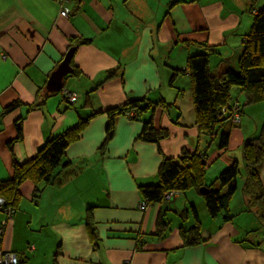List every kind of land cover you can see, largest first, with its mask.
<instances>
[{
  "label": "crops",
  "instance_id": "1",
  "mask_svg": "<svg viewBox=\"0 0 264 264\" xmlns=\"http://www.w3.org/2000/svg\"><path fill=\"white\" fill-rule=\"evenodd\" d=\"M65 6L70 9L68 18L59 15L54 0H0V182L11 178L14 161L32 159L78 118L130 100L173 103L155 116V126L167 128L169 136L158 144L137 140L142 121L119 116L101 155L107 117L99 114L90 119L79 140L66 149L63 161L68 165L51 184L40 185L35 199L34 186L21 184L18 208L0 235V252L17 254V264H264V226L253 212H243V177L237 179L229 205L236 216L228 222L223 214L209 217L201 195L192 191L164 201L165 209L163 203L138 208L143 201L138 186L157 182L164 157H177L183 148L193 151L197 145L199 151L208 144L210 149L209 142L218 135L197 131L188 78L177 76L169 84L173 71L184 69L187 57L200 52L181 42L216 46L218 55L209 59V63L221 60L216 72L229 62L237 67L243 36L252 24L247 1L70 0ZM74 37L89 43L73 44ZM70 44L76 46L71 60L82 75L65 76L64 88L49 92L48 79ZM110 70L117 73L105 81ZM178 89L182 96H177ZM65 93L77 99L69 103ZM237 94L234 101L244 105L243 94ZM15 102L12 111L1 115ZM242 115L231 131L227 151L218 154L213 149L208 154L206 185L241 158L243 142L264 124V103L242 108ZM20 118L22 139L15 141ZM259 176L264 189V157ZM191 206L204 241L180 248L178 214ZM90 207L96 247L85 227ZM160 212L170 224L159 240L153 234ZM5 218L0 211V222ZM183 225H192L190 214Z\"/></svg>",
  "mask_w": 264,
  "mask_h": 264
},
{
  "label": "trees",
  "instance_id": "2",
  "mask_svg": "<svg viewBox=\"0 0 264 264\" xmlns=\"http://www.w3.org/2000/svg\"><path fill=\"white\" fill-rule=\"evenodd\" d=\"M246 1L248 10L253 17L248 33L243 36L242 51L237 61V67H226L215 74L211 70L209 59L213 55H218L217 47L208 43L182 41L181 45L184 47H193L200 52L189 55L184 69L174 70L169 82L172 86L177 76L188 78L193 101L195 126L200 135L213 137V135L219 133V130L223 129L216 146L218 154L227 151L231 131L240 123L239 121V123L233 125L231 122L232 111L236 108V105L241 117L242 108L264 103V7L255 11L258 0ZM175 3L176 1L171 6ZM73 41V44L77 45L89 43V40L76 37L71 40V42ZM71 46V44L68 46V50L76 47ZM70 65L73 72L66 77H79L82 75L79 67L73 64V60H71ZM116 73L117 70L108 71L105 81ZM102 84L100 83L97 87ZM62 88H64V85ZM235 88L243 94L246 100L243 106H240L233 99L232 91ZM182 93L183 91L178 89L177 96H182ZM87 97L89 98V96ZM67 101L69 102V100ZM17 105L15 102L4 107L1 115L12 111ZM172 106L173 103H166L162 99L152 102L144 98L130 100L121 106L96 111L85 118H78L74 126L49 139L32 159L24 163L15 161L12 163L11 178L0 182V197L5 199V207H11L13 211L18 208L21 200L20 186L22 183L30 182L34 186L35 199L41 190L40 185H48L53 182L56 173L68 165L63 161L66 149L79 140L81 133L93 117L99 114H105L107 117L105 140L100 148L102 155L106 145L113 137L115 120L119 116L128 117L133 114L130 119L142 121V129L137 140L158 144L159 141L166 139L169 136V131L167 128L155 126V116L159 109L166 112ZM85 107L90 108L91 104L86 103ZM173 123L177 124V121ZM20 124L21 118L16 122L19 130L15 141L22 139ZM212 142L213 139L209 142L210 145ZM208 149L209 144L202 151H199L197 145L193 151L183 148L177 157H164L158 168L157 182L138 186L141 199L149 205L161 204L172 198L165 199L164 196L167 193L179 192L185 194L187 191H194L201 195L209 217L215 218L223 214V221L228 222L236 216L231 214L229 205L237 190V179L243 177L241 189L245 206L243 212H253L261 225L264 226V189L259 176V164L264 157V124L255 136L243 142L240 158L242 167H240L238 159L234 160L209 185H206V170L210 164ZM204 189L206 192L201 194L200 191ZM92 209V207L87 208L85 227L90 241L96 247L98 236L92 217ZM188 214L191 215L192 225L185 227L183 223H185ZM178 217L181 221L178 227V234L181 239L180 248L194 247L203 243L201 223L194 206H191L189 211L179 213ZM169 224L164 219V212H160L153 235L159 240L163 239L168 232Z\"/></svg>",
  "mask_w": 264,
  "mask_h": 264
},
{
  "label": "built area",
  "instance_id": "3",
  "mask_svg": "<svg viewBox=\"0 0 264 264\" xmlns=\"http://www.w3.org/2000/svg\"><path fill=\"white\" fill-rule=\"evenodd\" d=\"M54 1L60 7L59 15L62 17L68 18L70 14V9L67 8L65 4H67L70 0H54ZM65 94L69 102H74L76 100L75 95H72L69 93H65ZM128 117L132 118L133 114H130ZM239 121H240V115L237 111V105H236V108L232 111L231 122L234 125V124L239 123ZM176 194L177 193H174V192L167 193L165 194L164 198L170 199ZM5 203H6L5 199L0 197V211L3 212L6 216V218L0 222V235L4 234L8 221L9 219H11L13 212H14L11 207H5ZM147 207H148V203L145 201H141V203L138 205L139 210H145ZM17 263H18V257L16 256V254L7 252V251L0 252V264H17Z\"/></svg>",
  "mask_w": 264,
  "mask_h": 264
},
{
  "label": "water",
  "instance_id": "4",
  "mask_svg": "<svg viewBox=\"0 0 264 264\" xmlns=\"http://www.w3.org/2000/svg\"><path fill=\"white\" fill-rule=\"evenodd\" d=\"M73 53L74 48L69 49L57 68L51 73L46 84L47 91L54 93L62 90L63 78L73 72V68L70 65ZM205 192V189L200 191L201 194H204Z\"/></svg>",
  "mask_w": 264,
  "mask_h": 264
},
{
  "label": "rangeland",
  "instance_id": "5",
  "mask_svg": "<svg viewBox=\"0 0 264 264\" xmlns=\"http://www.w3.org/2000/svg\"><path fill=\"white\" fill-rule=\"evenodd\" d=\"M261 3H262V0H258L257 3H256V5H255V7H258V6H262V7H264L263 5H261ZM69 6H70V5H69ZM214 57H215V56H214ZM220 61H221V60H220L219 58L216 59L215 61H213V60L210 61V66H211V68H212V70H213V73H214V71H215V74H216V70H217L216 67H218L219 64L221 63ZM231 66L235 67V64L233 65L232 62H229L228 67H231ZM214 68H215V69H214ZM217 73H218V72H217ZM237 93H238V89H237V88L233 89V91H232V96H234V95H235V96H238ZM243 99H244V98H242V99L239 100V101L242 102ZM239 103H240V102H239ZM240 105L243 106L242 103H240ZM244 109H245V107H244ZM246 114H247V113H246ZM247 118H248V117L245 116V112H244V114L242 115V120L244 119V121H246ZM261 126H262V125H261ZM261 126H260V127H261ZM260 127H259V129H260ZM222 130H223V129L219 130V133H218V136H217V138H216V141H215V142H212L211 147H210V149H209V151H208V154L211 152V150L216 149V146L218 145V142H219V139H220V136H219V135L221 134ZM240 155H241V154H240ZM238 162H239L240 167H242V162H241V160L239 159V156H238ZM238 191H240V189H239ZM192 192H194V191H192ZM236 197H237V196L235 195V197H234V199H233V202L235 201ZM167 205H168L167 203L163 202V208H164V209L168 207ZM168 220H170V219L168 218Z\"/></svg>",
  "mask_w": 264,
  "mask_h": 264
}]
</instances>
